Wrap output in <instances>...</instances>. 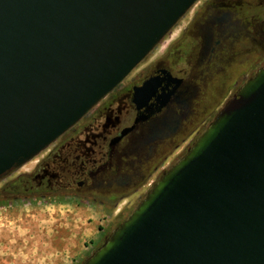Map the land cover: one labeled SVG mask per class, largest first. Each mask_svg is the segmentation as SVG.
<instances>
[{
	"label": "water",
	"instance_id": "1",
	"mask_svg": "<svg viewBox=\"0 0 264 264\" xmlns=\"http://www.w3.org/2000/svg\"><path fill=\"white\" fill-rule=\"evenodd\" d=\"M196 1L0 0V179L72 127ZM158 86L134 88L137 108ZM82 264H264V64Z\"/></svg>",
	"mask_w": 264,
	"mask_h": 264
},
{
	"label": "flooded vegetation",
	"instance_id": "2",
	"mask_svg": "<svg viewBox=\"0 0 264 264\" xmlns=\"http://www.w3.org/2000/svg\"><path fill=\"white\" fill-rule=\"evenodd\" d=\"M198 2L180 33L147 59L155 47L41 151L29 172L2 182L13 170L0 179V195L7 200L0 205V220L4 211L16 210L12 203L18 198L28 204L64 198L102 204L103 200L125 198L132 191L142 198L173 163L175 152L179 155L189 147L264 59V0H197L193 6ZM235 46L240 48L239 55L248 57L246 70L228 78L223 70L229 64L234 69ZM260 52L262 59L257 56ZM150 78H157L159 86L149 99L141 98L137 108L133 90ZM202 95L214 105L197 110ZM129 210L123 206L116 218ZM7 242L14 251L24 253L18 240ZM34 261L29 258L27 263ZM20 263L26 264L24 260Z\"/></svg>",
	"mask_w": 264,
	"mask_h": 264
},
{
	"label": "rangeland",
	"instance_id": "3",
	"mask_svg": "<svg viewBox=\"0 0 264 264\" xmlns=\"http://www.w3.org/2000/svg\"><path fill=\"white\" fill-rule=\"evenodd\" d=\"M197 6H199V2L192 6L188 14L182 17V20L156 46V49L154 48L155 50H153L147 59H151L157 55L159 51L166 47L180 33ZM233 50L238 53L232 60L237 61L236 65H234V69H231V65L229 64L223 70L228 78H234L241 72H245L246 69L244 67L248 60L247 56L239 55L240 48L238 46H235ZM257 56L261 57V52ZM263 64L264 59L260 60L259 68ZM227 85H230V81ZM202 96V101L198 104L197 110L203 106L212 107L214 105L208 102L211 100L210 98L205 99L206 96ZM199 134L196 135L195 139ZM187 149L183 153L180 152L179 155H177L178 151H176L175 155L177 157H175L173 163L167 169ZM40 157L41 155L32 158V160L11 172L2 182H10L16 176L29 172ZM22 188L23 186L20 185L19 189L21 190ZM143 197L138 198L137 194L132 191L125 198L111 201L103 200L102 204L98 202L99 200L92 202L91 200L84 199L82 202H78L77 199L74 200L73 198H64L59 201L52 200L51 202L43 200L38 202L35 200L33 204H28L27 200L24 201V199L18 198L12 203V207L16 210H11V212L4 211L2 213V220H0V240L3 241L0 244V264H25L20 263L23 260L26 264H82L104 242L110 232L129 215ZM115 201L117 204L113 206ZM110 204L111 206L109 207ZM123 206L130 207V210L122 212L116 218L118 210L121 211ZM10 239L18 240L19 245H23L22 242H29L23 245L24 247L22 245V247H18L24 253L14 251V248L11 247L12 243L7 242ZM47 244L49 245V254L47 253ZM29 258L35 261L27 263Z\"/></svg>",
	"mask_w": 264,
	"mask_h": 264
},
{
	"label": "trees",
	"instance_id": "4",
	"mask_svg": "<svg viewBox=\"0 0 264 264\" xmlns=\"http://www.w3.org/2000/svg\"><path fill=\"white\" fill-rule=\"evenodd\" d=\"M6 203H7V200L4 198H1V195H0V205H5Z\"/></svg>",
	"mask_w": 264,
	"mask_h": 264
}]
</instances>
